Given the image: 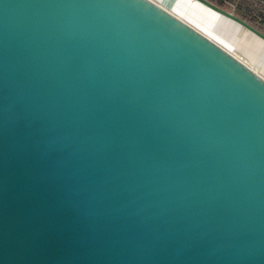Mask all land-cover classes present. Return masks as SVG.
<instances>
[{
  "label": "water",
  "instance_id": "95a60500",
  "mask_svg": "<svg viewBox=\"0 0 264 264\" xmlns=\"http://www.w3.org/2000/svg\"><path fill=\"white\" fill-rule=\"evenodd\" d=\"M0 264H264V74L155 0H0Z\"/></svg>",
  "mask_w": 264,
  "mask_h": 264
},
{
  "label": "rangeland",
  "instance_id": "374dc122",
  "mask_svg": "<svg viewBox=\"0 0 264 264\" xmlns=\"http://www.w3.org/2000/svg\"><path fill=\"white\" fill-rule=\"evenodd\" d=\"M155 1L165 4V8L169 11L178 12L181 19L199 27L202 33L234 51L255 71L264 74V40L255 33L194 0ZM226 1V5H222V7L235 12L239 16H241L242 10L253 16L256 22L264 25L263 0Z\"/></svg>",
  "mask_w": 264,
  "mask_h": 264
},
{
  "label": "trees",
  "instance_id": "16d2710c",
  "mask_svg": "<svg viewBox=\"0 0 264 264\" xmlns=\"http://www.w3.org/2000/svg\"><path fill=\"white\" fill-rule=\"evenodd\" d=\"M211 1H213L214 3H216V4L220 5V6H222V5H226V3H227L226 0H211ZM263 1H264V0H263ZM198 3H199V2H198ZM241 16H243V18L249 20V22H251L253 25L258 26L261 30L264 31V25L260 24L259 22H256V21L254 20L255 18H253V16L249 15L248 13H246V12H244V11H242V10H241ZM250 20H251V21H250ZM253 20H254L255 22H254Z\"/></svg>",
  "mask_w": 264,
  "mask_h": 264
},
{
  "label": "bare ground",
  "instance_id": "6f19581e",
  "mask_svg": "<svg viewBox=\"0 0 264 264\" xmlns=\"http://www.w3.org/2000/svg\"><path fill=\"white\" fill-rule=\"evenodd\" d=\"M194 1H196V2H198L197 0H194ZM200 3V2H199ZM200 4H202V3H200ZM202 5H204V4H202ZM204 6H206V5H204ZM207 7V6H206ZM209 8V7H208ZM209 9H211V8H209ZM212 10V9H211ZM214 11V10H213ZM216 12V11H215ZM218 13V12H217ZM220 14V13H219ZM223 16V15H222ZM225 17V16H224ZM227 18V17H226ZM239 24V23H238ZM258 36V35H257ZM259 37V36H258ZM261 38V37H260ZM261 39H263V38H261ZM264 40V39H263Z\"/></svg>",
  "mask_w": 264,
  "mask_h": 264
}]
</instances>
